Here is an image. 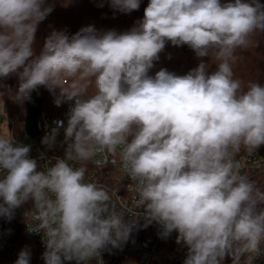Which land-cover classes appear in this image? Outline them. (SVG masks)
Instances as JSON below:
<instances>
[{"label": "clouds", "instance_id": "1", "mask_svg": "<svg viewBox=\"0 0 264 264\" xmlns=\"http://www.w3.org/2000/svg\"><path fill=\"white\" fill-rule=\"evenodd\" d=\"M107 2L131 13L141 0ZM52 11L46 0H0V80L18 78L17 101L44 86L59 88L57 107L70 103L66 126L55 120L41 141L51 149L63 129L66 147L54 162L42 166L30 145L0 135V216L11 219L32 202L26 217L30 232L43 233L45 264H104L103 250L153 223L162 237L177 233L187 249L183 264H222L227 256L239 264L245 253L251 264L264 249V187L237 156L264 145V84L236 78L233 64L264 32V4L149 0L127 31L53 30L37 52L38 26ZM168 41L186 45L200 63L183 75L165 68L151 75ZM98 154L118 156L133 182L131 219L103 185L86 179ZM30 258L25 248L15 264Z\"/></svg>", "mask_w": 264, "mask_h": 264}, {"label": "built area", "instance_id": "2", "mask_svg": "<svg viewBox=\"0 0 264 264\" xmlns=\"http://www.w3.org/2000/svg\"><path fill=\"white\" fill-rule=\"evenodd\" d=\"M69 107L70 103H67L63 109L50 112L46 109L43 110L42 105L37 122L40 135L32 138L27 135L25 124L22 128H19L18 120L8 114L0 97V135H10L14 137L17 143L30 145L31 158L37 159L42 166L48 164L49 160L54 162L55 157L63 156L66 145L56 141V144L49 149L41 141L51 128L55 127L53 123L55 120H64L66 126ZM59 135L63 136V129L60 130ZM26 136L33 139V141L26 142L24 138ZM41 154H43V157H41ZM237 159L242 165V172L249 176L251 173L264 169V148L252 153L247 152L244 155L238 154ZM76 166H79V164L77 163ZM86 167V179L103 185L109 191L118 210L123 212L128 219H131L138 210L135 189L133 182L122 171L119 157H114L111 154H98L92 161L87 162ZM0 203H2V200H0ZM31 209L32 202L28 201L14 210L11 219L0 216V264H15L21 251L19 239L21 231L34 239L44 253L43 233L29 231V225H31L32 221L30 217H26V213ZM139 222L141 225L144 223L143 219ZM160 232V226L155 223L147 228H134L129 240L122 244L120 248H111L109 246L101 252L104 264H152L154 254L163 243H176V232H173L167 238L162 237ZM178 246L183 247L181 245ZM245 254H242L240 259ZM247 262L248 254L245 255L241 264H247ZM65 264H75V261L65 262ZM91 264H96V261L93 260ZM251 264H264V249L259 255L252 258Z\"/></svg>", "mask_w": 264, "mask_h": 264}, {"label": "trees", "instance_id": "3", "mask_svg": "<svg viewBox=\"0 0 264 264\" xmlns=\"http://www.w3.org/2000/svg\"><path fill=\"white\" fill-rule=\"evenodd\" d=\"M61 1L64 2V0ZM106 3L107 0H104V4ZM260 3L264 4V0H260ZM46 4L51 5L52 7L56 6L53 3V0H46ZM144 9V7H140L139 10L128 13L127 15L124 13L123 15L125 16H122L119 20H117V18L113 19L112 22L106 23L103 27H98L97 30L100 32L116 30L118 32V30H121L132 18L135 20L133 24L142 19ZM65 11H68L69 13L76 11V9H73L72 7L71 9L67 8ZM52 14L53 11L43 22L40 23V29L36 33L35 47L37 52H39L45 38L53 31L54 28L55 30H61L60 23L53 21V17L51 16ZM76 18L77 14L76 16L74 15V19ZM73 29L75 30V28ZM75 33L76 32H70L69 35ZM237 56L238 59L233 64L235 77L243 80L245 83L257 80L261 84H264V32L254 34L251 37L250 46L246 49L238 50ZM208 59L209 58H205V62H208ZM199 63L200 60L195 57L194 52L186 45L177 47L168 41L166 42L164 50L159 54V60L154 62V67L150 70V74L155 75V73L161 68H165L178 75H183L190 69L195 68ZM210 66V71L215 69V64L213 62H210ZM0 85H3L0 87L1 101L5 105L8 114L17 119L19 128H22L26 120L28 100L17 101L15 99V93L18 88V78L16 76H10L6 79H2L0 80ZM35 92H37L44 101L43 110L46 109L53 112L58 109H63L67 105V103H64L57 107L54 103L55 97L59 94V88L55 89V92H50L46 87L41 86L35 90ZM263 148L264 145L259 147L257 150H261ZM246 153L247 151L242 149L239 155H244ZM249 177L254 179L260 186L264 187V169L251 173ZM19 239L21 250L27 248L31 252L30 264H44V260L42 258L43 252L37 242L28 237L23 231L20 232ZM186 252V247H179L174 242H165L154 254L152 264H183ZM245 255L240 259L239 264H241ZM222 264H233L232 257L227 256Z\"/></svg>", "mask_w": 264, "mask_h": 264}, {"label": "rangeland", "instance_id": "4", "mask_svg": "<svg viewBox=\"0 0 264 264\" xmlns=\"http://www.w3.org/2000/svg\"><path fill=\"white\" fill-rule=\"evenodd\" d=\"M61 0H53V3L56 5L53 7V14L51 15L53 17L54 22L60 23L61 30L66 29L68 34L70 32H77L82 27H86L88 25H94L97 29L98 27H103L106 23L112 22L113 19L119 20V18H122V16L127 15L128 13L121 12H114L110 7L109 4H104L103 7H99L98 4L101 2V0H64L62 2ZM149 0H141L140 7L146 8ZM75 8L76 11L69 12L65 11L67 8ZM69 10V9H68ZM77 18L74 19V15ZM50 15V14H49ZM58 17V18H57ZM143 18V16H142ZM134 18H132L128 24H125L124 27L121 30H118V32H123L129 30L131 27H133L135 24ZM41 24L38 26V30L40 29ZM75 28V30L73 29ZM55 30V28L53 29ZM65 84L67 85L69 83L68 80H65ZM68 81V82H67ZM42 98V97H41ZM43 100V99H42ZM44 104V101H43ZM54 112V111H53ZM26 142H32L33 139L26 136L24 137ZM58 143L63 142V136L58 135L57 140ZM183 246L182 244H180ZM184 247V246H183Z\"/></svg>", "mask_w": 264, "mask_h": 264}, {"label": "water", "instance_id": "5", "mask_svg": "<svg viewBox=\"0 0 264 264\" xmlns=\"http://www.w3.org/2000/svg\"><path fill=\"white\" fill-rule=\"evenodd\" d=\"M43 105V100L41 96L33 91L31 93V98L28 100L26 109V120H25V131L28 136L36 138L40 135L38 130V114Z\"/></svg>", "mask_w": 264, "mask_h": 264}]
</instances>
